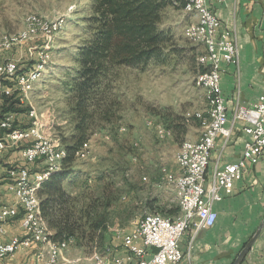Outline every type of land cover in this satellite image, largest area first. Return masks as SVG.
<instances>
[{"label":"rangeland","instance_id":"1","mask_svg":"<svg viewBox=\"0 0 264 264\" xmlns=\"http://www.w3.org/2000/svg\"><path fill=\"white\" fill-rule=\"evenodd\" d=\"M91 2L0 0V60L16 59L23 72L40 67L39 78L22 87L24 104L30 109L29 126L63 147L71 143L73 136L75 120L68 93L77 68L78 49L90 35L86 18L92 14ZM31 16L59 25L46 39L47 34L30 23ZM195 21L196 17L186 13L181 2L172 0L160 26L169 36L167 56L162 62L117 68L110 90L116 102L113 121L99 123L90 131V138L79 148L90 153L83 146H92L90 155L81 157L75 152V159L65 166L71 172L62 186L77 197V205L91 199H113L109 209L111 225L103 243L84 249L88 254L104 252L107 240H120L121 233L130 231L146 213H178L176 178H171L168 185L153 177L151 172L156 171L160 161L157 158L152 157L150 163L142 157L143 167L132 158L142 152L144 135L155 144L162 139L161 143L174 150L187 139L188 130L201 125L191 117L207 107L204 89L196 79L202 70L204 48L190 35ZM38 55H46V59L35 64ZM160 122L171 126L172 137L158 135L156 126ZM134 141H138V147ZM43 164L46 165L37 160L29 167L41 171ZM45 180L37 185L38 195Z\"/></svg>","mask_w":264,"mask_h":264},{"label":"built area","instance_id":"2","mask_svg":"<svg viewBox=\"0 0 264 264\" xmlns=\"http://www.w3.org/2000/svg\"><path fill=\"white\" fill-rule=\"evenodd\" d=\"M212 0H186L187 6L202 5L201 25L206 26V40L198 41L204 48L203 64L206 67V76L214 77L215 84H219L222 78L223 64L238 66L240 52L237 43L235 28L222 26L219 17L213 12ZM191 17V15H189ZM50 25L47 31L54 30ZM184 31H187V25ZM198 33V27H197ZM25 42H22L23 44ZM20 44V45H21ZM46 55H38L35 64ZM19 64L16 59L6 57L0 60V81L5 82V89L0 90V105L2 94H14L19 104L24 106L22 94V81L28 74H18ZM9 83V85L7 84ZM221 87V86H220ZM226 96L221 89L220 97H213L210 116L201 114L193 115L195 120L202 118L218 117V126L209 129H201L199 141H201L202 160L194 161L193 166H198L200 171L198 193L190 195V205L187 209L185 220L173 217H164V214H145L140 221L130 230L122 232L120 236L121 247L125 250V256L108 257L102 252H92L89 256L90 264H179L183 258L180 248V239L185 231L194 226L197 230L211 228L217 220L218 211L216 204L224 199L226 193L231 192L234 183L241 179L248 163H256L264 150V96L250 105L236 103L234 105L231 120L229 118ZM29 112L23 114L27 118L25 124L20 123L17 112L6 111L1 113L0 106V155L8 149H18L21 152L22 163L11 165L7 168L6 177L9 188L13 191L16 201L10 205H4L0 209V258L12 256L18 250L29 248L33 245L40 247V259L44 264L55 263V242H37V227L35 221H31L32 201L31 187L34 185L36 174H28V166L33 165V160H39V154L52 157V150L48 148V140L41 138L40 131L29 126ZM231 121V122H230ZM243 122L242 130L248 138L244 142L241 156L232 162L223 165L214 164L212 172L208 175L210 167L211 151L218 136L224 137L227 144L235 126V123ZM11 130H23V137H11ZM124 130V127H121ZM159 136L169 135L171 130L162 123L157 125ZM94 134V133H93ZM108 138V137H107ZM133 145L138 147V141ZM92 146L89 148L91 153ZM180 147H183L180 145ZM135 159V157H133ZM177 169H182L181 159H177ZM40 170H45L46 165ZM161 173L164 181L170 185L171 178H179V184L185 179L176 177V171H172L165 164L161 165ZM143 179H146L144 176ZM21 216V226L24 230L22 236H13L6 239L5 222L16 216ZM65 242L72 244V239ZM190 247L192 245L190 244ZM68 264H81L77 260L68 258Z\"/></svg>","mask_w":264,"mask_h":264},{"label":"crops","instance_id":"3","mask_svg":"<svg viewBox=\"0 0 264 264\" xmlns=\"http://www.w3.org/2000/svg\"><path fill=\"white\" fill-rule=\"evenodd\" d=\"M211 7L221 20L222 26L234 27L237 34L240 63L238 66L223 64L219 85L226 96L231 120L237 102L250 105L264 96V0H212ZM202 66L205 67L203 60ZM4 89L5 83L1 82L0 90ZM17 117L20 123L27 122L23 113L18 114ZM163 125L166 127L165 124ZM200 126L188 130L187 139L199 140L202 129ZM242 127L243 122L235 123L227 144H224L223 136L217 137L211 151L208 175L211 174L214 164L223 165L241 156L244 142L248 138ZM169 135L172 137V133ZM144 136L146 144L144 148H140L142 152L132 159L143 167V163L140 162L142 157L144 160L149 159L150 163L152 157L157 158L160 160L158 167L155 172H151L155 179L164 181L160 170L163 164L170 170L176 171L177 177L180 170L177 169L176 156L178 159L180 148L173 150L161 143L162 139L155 144L148 139V136ZM172 143L175 144L174 141ZM20 163L22 159L18 149H8L0 155V209L16 201L13 191L9 188L6 171L11 165ZM144 176L146 177L143 175L142 178ZM216 208L218 217L211 228L197 230L192 225L185 231L180 239L183 258L179 264H264V150L256 163L247 164L241 179L234 183L231 192L224 195V199L216 204ZM260 226L262 228L257 233ZM5 231L6 239L22 236L24 230L21 226V216L18 215L5 222ZM256 233L248 250L239 258L241 251ZM115 241V239L107 240L108 247L102 253L110 258L125 256L126 252L121 247V240ZM57 247L58 264H68V258L77 260L81 264H90L91 253H86L84 249L73 244L67 245L66 242ZM0 264L44 263L40 259V247L33 245L18 250L12 256L0 258Z\"/></svg>","mask_w":264,"mask_h":264},{"label":"trees","instance_id":"4","mask_svg":"<svg viewBox=\"0 0 264 264\" xmlns=\"http://www.w3.org/2000/svg\"><path fill=\"white\" fill-rule=\"evenodd\" d=\"M171 4L172 0H92V14L86 18L90 35L78 49L77 68L68 93L75 120L72 141L65 147L67 155L61 168L44 179L38 195L39 215L50 241L72 239V244L82 249L103 243L111 225L113 199H91L77 205V197L62 186L71 172L65 166L75 159V152L97 124L113 121L116 102L110 90L117 68L162 62L167 56L169 36L160 26L164 10ZM0 106L1 113L28 109L19 104L15 93L2 94Z\"/></svg>","mask_w":264,"mask_h":264},{"label":"bare ground","instance_id":"5","mask_svg":"<svg viewBox=\"0 0 264 264\" xmlns=\"http://www.w3.org/2000/svg\"><path fill=\"white\" fill-rule=\"evenodd\" d=\"M183 4V8L186 7V0H178ZM187 11L193 14L196 17L195 24L191 28L190 35L195 41H205L206 40V26L201 25V15H202V5H192L187 6ZM30 23L40 31L47 34V31L50 30V25L52 28H57L59 25L58 23L50 24L46 21L41 20L37 16L30 17ZM198 27V33H197ZM54 29V30H55ZM54 30L49 31V33L54 32ZM11 45V44H10ZM204 59V56L201 57ZM37 66V65H36ZM35 67V66H34ZM18 74H28L30 76H26L25 81H22V87L27 86L30 82H34L37 80L41 74L40 67H35L31 70H27V72H21ZM206 76V68L204 71H199L196 75L197 82L202 86L205 92V96L207 99L208 107L206 110L197 112V114H201L202 116H210V111L212 108L213 97H220L221 90L219 84H215L214 77H207ZM34 113V110H31ZM207 113V114H206ZM196 114V115H197ZM201 123L202 129H209L214 128V126H218V117H211L209 118H202L198 119ZM37 131H39L36 127H34ZM11 137H23V130H11ZM41 138H45L48 140V148L52 150V157H46V154H39V160L46 163L45 170L41 171H32L28 166V174H36L34 178V185L31 187V198L32 201V210H31V221H35V227H37L38 235H37V242H44L45 243H53L54 241H50L48 238V230L42 223L41 217L39 215V197L37 193V185L43 179L49 177L52 173L57 171L61 165V161L67 155V149L63 146L57 145L53 140L49 139L47 136H43L41 134ZM180 147L178 153V159H181V167L179 169V174L177 177H184V171L186 173V177L182 182L179 184V178L175 179V187L179 195L178 205H179V212L175 216H166L164 217H173L178 220H185L187 215V209L190 205V195L188 193H198L199 191V178H200V171L198 166H193L194 161H201L202 160V151H201V141L199 140H189L185 139ZM77 155L81 157H86L90 155L89 151L86 150H78L76 152ZM37 160H33V163ZM149 215H157L160 213L157 212H149ZM64 241L55 242V263L58 264L56 260V256L58 254V245L64 244Z\"/></svg>","mask_w":264,"mask_h":264},{"label":"water","instance_id":"6","mask_svg":"<svg viewBox=\"0 0 264 264\" xmlns=\"http://www.w3.org/2000/svg\"><path fill=\"white\" fill-rule=\"evenodd\" d=\"M263 224H264V223H263ZM263 224H262V226H263ZM262 226H260V228H259V230L257 231V233L260 232V229L262 228ZM257 233H256L255 236H254L253 238H251V240H249V242L246 244V246L244 247V249L241 251L239 258H240L242 255H244V253L248 250V248H249L250 245L252 244L254 238L256 237ZM239 258H238V259H239Z\"/></svg>","mask_w":264,"mask_h":264}]
</instances>
